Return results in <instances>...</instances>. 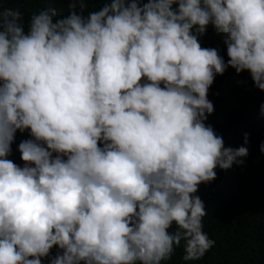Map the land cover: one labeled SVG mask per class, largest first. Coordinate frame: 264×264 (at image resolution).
Wrapping results in <instances>:
<instances>
[{"label":"clouds","instance_id":"clouds-1","mask_svg":"<svg viewBox=\"0 0 264 264\" xmlns=\"http://www.w3.org/2000/svg\"><path fill=\"white\" fill-rule=\"evenodd\" d=\"M67 7L25 29L21 4L0 5V264H42L54 245L48 264H165L181 245L198 260L215 245L198 186L248 153L205 124L207 91L228 66L264 90V0ZM208 25L227 61L201 46Z\"/></svg>","mask_w":264,"mask_h":264},{"label":"trees","instance_id":"trees-1","mask_svg":"<svg viewBox=\"0 0 264 264\" xmlns=\"http://www.w3.org/2000/svg\"><path fill=\"white\" fill-rule=\"evenodd\" d=\"M103 0H90L91 8H98ZM19 3L27 16L32 11L46 6L57 9L58 16L67 15L68 0H0V5ZM87 9V10H91ZM202 47H214L227 61V49L222 36L208 25L203 35L198 36ZM213 104V112L207 114L205 124H211L225 146H245L248 153L227 169L217 166L216 176L207 183H200L197 195L204 201L207 214L203 217V230L215 240L203 257L185 262L181 259L182 245L177 247L165 264H264V90L254 86L248 70L239 73L228 66L222 74H216L207 91ZM245 133L247 138L245 142ZM29 138V131H16L7 157L18 165L25 162L17 148L22 139ZM60 251L55 245L49 255L42 257L48 264L49 257ZM31 258V257H29ZM82 264V262H81Z\"/></svg>","mask_w":264,"mask_h":264}]
</instances>
